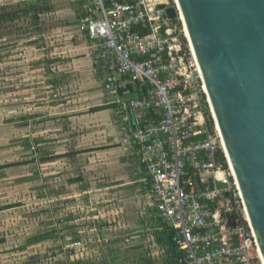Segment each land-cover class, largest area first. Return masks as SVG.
<instances>
[{
  "label": "built area",
  "instance_id": "1",
  "mask_svg": "<svg viewBox=\"0 0 264 264\" xmlns=\"http://www.w3.org/2000/svg\"><path fill=\"white\" fill-rule=\"evenodd\" d=\"M86 10L105 92L115 103L141 92L124 104L132 139L187 264H264L176 0H87Z\"/></svg>",
  "mask_w": 264,
  "mask_h": 264
},
{
  "label": "crops",
  "instance_id": "2",
  "mask_svg": "<svg viewBox=\"0 0 264 264\" xmlns=\"http://www.w3.org/2000/svg\"><path fill=\"white\" fill-rule=\"evenodd\" d=\"M19 1L0 0V7L15 5ZM22 2L27 4V9L36 7L43 13L38 24L28 18L25 34L30 36L23 46H15L14 51L24 53L27 63L36 57L49 64L50 73L40 74L43 79H48V85L50 83L48 92L56 86L60 90L59 96L67 95L64 99L82 101L84 98L95 103L87 112H80L79 119L80 123L93 130V136L89 133L73 137L68 133L75 132L61 125L51 130L50 135L53 122L49 119L54 113L47 110L41 117L35 116V119L50 121L47 125L43 122V133L47 131V134L44 133L40 145L42 161L45 162L43 181L48 186V199L56 198L58 219L57 231L54 230L57 236L52 233L37 243L50 239L55 241L56 238L65 247H71L68 255L81 260L77 264H84L82 262L89 254L94 261L105 260L101 264H166L165 249L157 244L155 236L161 220L155 209L148 176L140 168L139 155L132 139L131 113L135 124L136 118L130 109L124 107L141 92L134 90L121 103H115L105 92V68L98 59V42L81 29L87 14V0ZM33 34L37 37L34 38ZM38 76L26 67L24 73L15 74L11 79H15L18 88L19 83L25 81L29 85ZM27 91L26 98H34L33 95L38 94V90ZM38 97H44V93H39ZM70 117L74 119L71 114ZM150 117L156 119L154 115ZM13 124L8 127L13 133L10 139L17 137L18 128ZM5 129L7 127H1L0 132ZM28 143L27 152L34 148ZM3 165L0 156V171L6 168ZM22 165L26 175L28 161L9 165V174L16 176L13 167ZM24 178L27 179L25 182L32 181L27 175ZM14 204L17 203L2 205L1 200L0 208ZM6 211L8 209L0 211V214ZM28 241L23 249L32 246V242ZM147 243L153 250H147ZM66 256L67 253L63 259ZM86 264L97 263L91 261Z\"/></svg>",
  "mask_w": 264,
  "mask_h": 264
},
{
  "label": "water",
  "instance_id": "3",
  "mask_svg": "<svg viewBox=\"0 0 264 264\" xmlns=\"http://www.w3.org/2000/svg\"><path fill=\"white\" fill-rule=\"evenodd\" d=\"M176 2L264 261V0Z\"/></svg>",
  "mask_w": 264,
  "mask_h": 264
},
{
  "label": "rangeland",
  "instance_id": "4",
  "mask_svg": "<svg viewBox=\"0 0 264 264\" xmlns=\"http://www.w3.org/2000/svg\"><path fill=\"white\" fill-rule=\"evenodd\" d=\"M22 1L24 0L19 2ZM28 18L29 16L18 20L13 26L9 24L0 27V36L6 37L9 33L15 32L7 38H0V93H3L0 99V128L7 127L0 132L1 163H4L3 166L6 167L0 171V202L2 200V205L17 203L9 205H16L10 211L8 209V211L0 214V264H77L81 260L77 261L68 255L69 251L72 250L71 247H65L56 238L55 241L50 239L41 243L33 242L30 244L32 246L28 245V248L23 249V245H26L28 239L31 241L36 237L50 236L52 233L57 236L54 230L57 231L58 228L56 198H52L50 195L51 198L48 199V186L46 181H43L45 162L42 161V147L40 145L44 133L47 134V131L43 133V122L44 125H47L50 121H43L45 118L35 119V116L41 117L47 110L54 113L53 117L49 119L53 122L51 123L53 126H51L50 135L51 130L61 125L62 127L67 126L71 132H75L73 134L68 133L73 137L78 135L83 137L89 133H92L91 136H93V130L80 123L79 119L81 113L87 112L91 108L90 106L95 104L92 101L83 100L84 98L82 101L73 98L64 99L67 95L59 96L60 90L58 91L59 88L56 86L53 87L52 92H48L50 83L48 85V79H43L40 74L47 75L50 73L49 64L43 59L39 61L36 57L27 63L24 59L26 58L24 53L14 51L15 46H23L25 39L30 36L25 34L29 25ZM33 37L36 38L37 35L33 34ZM44 60L48 61L49 59L45 58ZM26 67L39 76L32 79L33 83H29L30 86L23 81L16 88L15 79H11V77H15V74L24 73ZM27 88L38 90V94L44 93V97H38V94H34V98H26ZM78 108L80 109L78 110ZM69 114L74 119L69 118ZM75 119V122L71 121ZM13 123H17V125ZM12 124L18 128V131L17 137L12 136L10 139V135L13 133L9 131L8 127ZM24 125L26 126L24 127ZM27 125H29L28 131H26ZM95 131L98 132L99 130ZM27 143L34 146L28 152L26 150ZM27 161L29 170L26 175L32 178V181L25 182L27 179L24 178L26 175L23 165L13 167L16 176L9 174V165L27 163ZM4 170H6L5 173ZM147 245V250H153L149 243ZM66 253V259H63ZM91 261L101 264L105 260L94 261L89 254V256H85L82 263L86 264ZM161 262L163 261L161 260Z\"/></svg>",
  "mask_w": 264,
  "mask_h": 264
},
{
  "label": "trees",
  "instance_id": "5",
  "mask_svg": "<svg viewBox=\"0 0 264 264\" xmlns=\"http://www.w3.org/2000/svg\"><path fill=\"white\" fill-rule=\"evenodd\" d=\"M43 13L42 10L32 7L27 9V4L25 2H20L11 6L0 7V27L11 24L13 26L18 20L30 17L35 23L38 24L40 21V15ZM9 33L7 36H12ZM0 38H5V36H0ZM99 109V108H98ZM93 110H97L93 109ZM5 168V167H3ZM1 168V169H3ZM26 181V180H25ZM15 206H7L0 208V211L14 208ZM157 244L165 249V263L166 264H187L185 252L182 251L177 242L176 232L173 228L169 227L162 220L159 222V230L155 233ZM47 236L36 237L31 240V242H38L45 240ZM150 263V262H149ZM151 264V263H150Z\"/></svg>",
  "mask_w": 264,
  "mask_h": 264
},
{
  "label": "bare ground",
  "instance_id": "6",
  "mask_svg": "<svg viewBox=\"0 0 264 264\" xmlns=\"http://www.w3.org/2000/svg\"><path fill=\"white\" fill-rule=\"evenodd\" d=\"M181 20H182L183 25H184V28H185L184 30H185V33H186V37L188 38V40H189V42H190V45H191V49H192V51H193V54L195 55V52H194V49H193V46H192V44H191V40H190V37H189L188 30H187V28H186V26H185V24H184V19L181 18ZM195 57H196V56H195ZM199 69H200V66H199ZM200 71H201V70H200ZM205 91H206V93H207L206 87H205ZM225 150H226V149H225ZM247 219H249V218H248V215H247ZM259 254H260L261 259L263 260V257H262V254H261L260 250H259Z\"/></svg>",
  "mask_w": 264,
  "mask_h": 264
}]
</instances>
